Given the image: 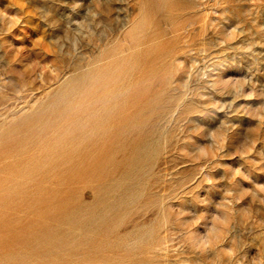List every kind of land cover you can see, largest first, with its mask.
Segmentation results:
<instances>
[{
	"label": "rangeland",
	"instance_id": "374dc122",
	"mask_svg": "<svg viewBox=\"0 0 264 264\" xmlns=\"http://www.w3.org/2000/svg\"><path fill=\"white\" fill-rule=\"evenodd\" d=\"M0 58V264H264V0H0Z\"/></svg>",
	"mask_w": 264,
	"mask_h": 264
},
{
	"label": "bare ground",
	"instance_id": "6f19581e",
	"mask_svg": "<svg viewBox=\"0 0 264 264\" xmlns=\"http://www.w3.org/2000/svg\"><path fill=\"white\" fill-rule=\"evenodd\" d=\"M59 51H60V50H59ZM89 52H90V51H89ZM83 54H84V53H83ZM85 54H86V53H85ZM89 55H90V54H89ZM73 56H74V55H73ZM86 56H87V54H86ZM90 56H91V55H90ZM76 57H77V56H76ZM80 57H81V54H80ZM78 58H79V57H78ZM1 59H2V58H0V61H1ZM65 59H66V58H65ZM69 59H70V58H69ZM80 59L82 60V58H80ZM80 59H79V60H78V59H74V60H73V64H74L75 66L78 65V64L80 63V62H79ZM83 59L85 60L84 56H83ZM66 60H67V59H66ZM84 60H82L83 63L86 62V61H84ZM82 61H81V62H82ZM64 62H65V60H64ZM83 63H82V64H83ZM69 64H70V62H69ZM73 64H72V65H73ZM82 64H81V65H82ZM64 66H65V65H64ZM67 66L69 67V65H67ZM79 70H80V68H79ZM68 71H69V70H68ZM73 71H74V70H73ZM69 73H70V72H69ZM74 74H75V73H74ZM71 75H72V74H71ZM72 76H73V75H72ZM3 79H5V78H3ZM10 79H11V78H10ZM4 81H5V80H1L0 83L3 84ZM6 82H7V81H6ZM74 83H75V82H74ZM5 84H6V83H5ZM62 84H63V82H62ZM76 84H77V83H76ZM5 86H6V85H5ZM5 86H4V87H5ZM58 87H59V85H58ZM62 91H63V90H62Z\"/></svg>",
	"mask_w": 264,
	"mask_h": 264
}]
</instances>
